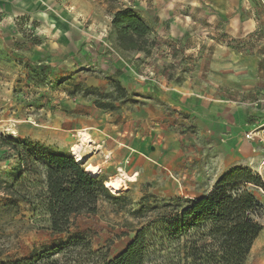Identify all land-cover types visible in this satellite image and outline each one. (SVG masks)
<instances>
[{"label":"rangeland","instance_id":"rangeland-1","mask_svg":"<svg viewBox=\"0 0 264 264\" xmlns=\"http://www.w3.org/2000/svg\"><path fill=\"white\" fill-rule=\"evenodd\" d=\"M122 8L152 27L144 51L117 45L112 18ZM112 80L125 87L126 98L114 93ZM97 99L116 109L100 108ZM90 131L98 140L111 133L115 144L116 135L139 137L157 149L150 157L146 148L149 163L128 174L120 191L107 182L122 177V167L111 177L98 174L126 199L118 205L100 199L95 213L75 215L69 232L58 233L39 208L21 200L4 205L13 199L4 188L19 161L0 146V264L29 258L41 264V255L79 233L91 251L111 259L169 210L156 207L179 199L187 205L235 167L264 180L262 0H0V137L74 155L82 132ZM94 151L85 143L80 153L86 159ZM255 192L263 230L246 264H264V189ZM204 230L184 234L172 248L190 246ZM152 233L158 240L164 235ZM88 251L78 247L53 258L88 264Z\"/></svg>","mask_w":264,"mask_h":264},{"label":"trees","instance_id":"trees-1","mask_svg":"<svg viewBox=\"0 0 264 264\" xmlns=\"http://www.w3.org/2000/svg\"><path fill=\"white\" fill-rule=\"evenodd\" d=\"M112 26L122 50H145L152 27L139 12L132 8L119 9L113 15ZM112 86L115 94L122 98L128 96L120 81L112 80ZM87 92L99 93L97 89H87ZM96 104L102 109H116L114 104L99 99ZM0 146L13 151L19 161L12 175L13 182L5 183L4 188L13 199H8L4 205L17 206L21 200L39 208L54 232H69L72 218L81 213H95L100 199L115 205L126 199L112 194L103 178L88 172L83 162L69 152L12 136L0 137ZM260 188L264 189L260 174L250 168L235 167L206 195L188 201L187 205L180 206L179 199L175 206L170 202L156 207L169 210L139 229L127 248L111 259L91 251L88 241L79 233L45 252L38 261L58 264L54 256L81 247L89 250L86 253L88 264H149L154 262L150 261L151 256L155 264H246L254 241L263 230L258 220L263 206L255 192ZM201 228L206 230L199 232L190 246L172 248L184 234L191 235L194 229ZM152 230L161 232L163 237L158 240ZM168 249L174 252H166ZM1 264H34V260Z\"/></svg>","mask_w":264,"mask_h":264},{"label":"crops","instance_id":"crops-1","mask_svg":"<svg viewBox=\"0 0 264 264\" xmlns=\"http://www.w3.org/2000/svg\"><path fill=\"white\" fill-rule=\"evenodd\" d=\"M262 2L264 3V0H262ZM247 23H252L250 25H252L253 27L257 25V22L253 19H248ZM214 124L218 125V130L221 129L222 124L220 122H218V124L217 122H214ZM91 128L94 129L95 127L91 126ZM96 134L97 133H94V131H90V133L88 132V135H90V138L92 139L91 142H89V146L92 147V149L96 148V151L92 153L85 152L87 153L85 156L87 160V166L91 165L99 170V174L107 175L109 177L114 176L120 166L125 172L122 175L123 181L125 180L124 178L126 176H130L128 174H135L136 172H139V169L142 166H145L149 163L145 159L146 148L150 150V157L153 153H155L157 149L154 144H143L144 142L142 143L139 137H133L132 139L127 137L123 139L120 138V140H117L119 139L117 135H113L115 137L114 140L117 141V143L115 144L109 140V137H112L111 133L106 134V138L100 137L99 140L98 138H96ZM122 135L124 136V134ZM120 144L122 147L119 146ZM124 160H131V163L124 166L122 165ZM141 163H143V165H140ZM124 183L126 184V186H133V182Z\"/></svg>","mask_w":264,"mask_h":264},{"label":"bare ground","instance_id":"bare-ground-1","mask_svg":"<svg viewBox=\"0 0 264 264\" xmlns=\"http://www.w3.org/2000/svg\"><path fill=\"white\" fill-rule=\"evenodd\" d=\"M82 135H83V143L81 145H77L74 150H73V153H74V156L76 157V159L79 161V162H85V158L82 156V154L80 153V150L81 148L83 147V145L85 143H89L91 142V138L90 136L88 135V133L86 132H82ZM86 169L88 170V172H90L91 174L93 175H98L99 174V170L93 166H87ZM124 173V172H122ZM117 176V175H116ZM125 177V176H124ZM127 177V176H126ZM125 177V178H126ZM129 177V176H128ZM113 178V177H112ZM124 178V179H125ZM125 181V180H124ZM123 182V178L121 176H117L115 178H113L111 181L109 180V182H107V186L112 189V191L114 190L115 191H120V186L121 183Z\"/></svg>","mask_w":264,"mask_h":264},{"label":"built area","instance_id":"built-area-1","mask_svg":"<svg viewBox=\"0 0 264 264\" xmlns=\"http://www.w3.org/2000/svg\"><path fill=\"white\" fill-rule=\"evenodd\" d=\"M254 135L255 134H253V133L250 132V133L247 134V138L252 139V138H254Z\"/></svg>","mask_w":264,"mask_h":264}]
</instances>
